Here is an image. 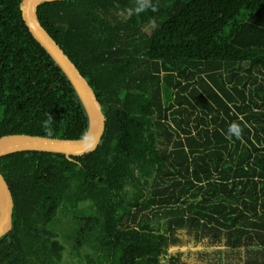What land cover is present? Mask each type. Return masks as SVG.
I'll return each mask as SVG.
<instances>
[{
  "label": "trees",
  "instance_id": "obj_1",
  "mask_svg": "<svg viewBox=\"0 0 264 264\" xmlns=\"http://www.w3.org/2000/svg\"><path fill=\"white\" fill-rule=\"evenodd\" d=\"M21 3L0 0V137L81 139L86 109ZM150 3L37 6L105 123L82 155L0 156L13 197L0 264H63L62 210L60 235L87 264H179L178 229L213 237L203 243L225 264H264V0ZM232 122L239 138H227Z\"/></svg>",
  "mask_w": 264,
  "mask_h": 264
},
{
  "label": "water",
  "instance_id": "obj_2",
  "mask_svg": "<svg viewBox=\"0 0 264 264\" xmlns=\"http://www.w3.org/2000/svg\"><path fill=\"white\" fill-rule=\"evenodd\" d=\"M45 1L54 0H22L21 8L24 19L33 36L58 63L74 86L88 114V130L81 139H61L31 134L4 135L0 137V156L9 152L28 149L82 155L96 146L104 127L105 115L92 87L69 56L42 26L38 18L37 6ZM14 146L22 147L10 149ZM12 209V193L0 171V236L11 227Z\"/></svg>",
  "mask_w": 264,
  "mask_h": 264
},
{
  "label": "rangeland",
  "instance_id": "obj_3",
  "mask_svg": "<svg viewBox=\"0 0 264 264\" xmlns=\"http://www.w3.org/2000/svg\"><path fill=\"white\" fill-rule=\"evenodd\" d=\"M90 202H82L80 203V208L86 207ZM60 222H58V233L61 231L63 234H66L68 231V222L69 216L62 210L59 214ZM62 241L64 242L65 249L63 251V264H87V261L82 259V257H76L73 252L72 241L67 240L62 234L60 235ZM175 237L178 238L182 242V246L172 247L171 250L176 253V257L178 258L179 264H209L210 262H214L215 264H219V255L221 257V263L225 264V261H222L221 251L218 253L214 252L213 248H206L204 243L213 237H201L200 234L196 237L193 232H189L187 229H178L175 232ZM223 251L225 247L220 246Z\"/></svg>",
  "mask_w": 264,
  "mask_h": 264
},
{
  "label": "clouds",
  "instance_id": "obj_4",
  "mask_svg": "<svg viewBox=\"0 0 264 264\" xmlns=\"http://www.w3.org/2000/svg\"><path fill=\"white\" fill-rule=\"evenodd\" d=\"M152 7L150 0H138V6L135 8L136 13H140L144 11L145 9ZM53 117H49V119H52ZM227 138L231 139L234 135L236 138H239L241 135V128L236 122H232L229 124L227 129Z\"/></svg>",
  "mask_w": 264,
  "mask_h": 264
},
{
  "label": "bare ground",
  "instance_id": "obj_5",
  "mask_svg": "<svg viewBox=\"0 0 264 264\" xmlns=\"http://www.w3.org/2000/svg\"><path fill=\"white\" fill-rule=\"evenodd\" d=\"M254 11V10H253ZM244 12V11H243ZM241 13V12H240ZM248 13V12H247ZM236 16V15H235ZM234 17V16H233ZM239 17V16H238ZM237 17V18H238ZM247 17H248V15H247ZM252 18V17H251ZM255 19V18H254ZM243 20V19H242ZM249 20V19H248ZM231 21V20H230ZM235 25V24H234ZM259 25H262V24H259ZM260 29V28H259ZM262 30V29H261ZM258 33H259V31H258ZM257 35V34H256ZM260 35V34H259ZM257 37V36H256ZM261 41V40H260ZM259 41V42H260ZM234 42H237V41H234ZM235 44V43H234ZM263 44H264V42H263ZM237 45H238V42H237ZM241 45V44H240ZM233 46V45H232ZM242 47H243V45H242ZM229 48V47H228ZM264 51V50H263ZM218 76V75H217ZM261 130H262V128H261ZM261 132V131H260ZM260 136V135H259ZM254 138V137H253ZM233 139H235V138H233ZM255 139H256V137H255ZM258 140V139H257ZM251 143V142H250ZM18 147H22V146H14V147H12V148H10V149H15V148H18ZM236 148V147H235ZM188 162V161H187ZM248 162V161H247ZM262 178V177H261ZM239 184V183H238Z\"/></svg>",
  "mask_w": 264,
  "mask_h": 264
},
{
  "label": "flooded vegetation",
  "instance_id": "obj_6",
  "mask_svg": "<svg viewBox=\"0 0 264 264\" xmlns=\"http://www.w3.org/2000/svg\"><path fill=\"white\" fill-rule=\"evenodd\" d=\"M224 247V246H223Z\"/></svg>",
  "mask_w": 264,
  "mask_h": 264
}]
</instances>
